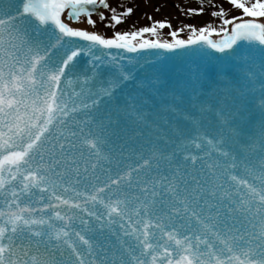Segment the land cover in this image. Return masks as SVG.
<instances>
[{"label": "snow or ice", "instance_id": "snow-or-ice-1", "mask_svg": "<svg viewBox=\"0 0 264 264\" xmlns=\"http://www.w3.org/2000/svg\"><path fill=\"white\" fill-rule=\"evenodd\" d=\"M227 3L162 39L75 26L123 23L109 0H0V264H264V0Z\"/></svg>", "mask_w": 264, "mask_h": 264}, {"label": "rangeland", "instance_id": "rangeland-1", "mask_svg": "<svg viewBox=\"0 0 264 264\" xmlns=\"http://www.w3.org/2000/svg\"><path fill=\"white\" fill-rule=\"evenodd\" d=\"M109 2L113 7L121 4L124 7H131L133 11L131 15L124 19L123 23L117 25L115 28L104 27V24L108 23V21H100L96 16H93L92 18L96 21V26L95 28L88 26L93 31L101 33L106 37L111 36L113 31H135L142 27L150 26L153 21H166L171 24L172 28H165L163 30H158V32L160 38L169 39V31L176 30L180 25L184 26L189 24L199 28L217 20V18H211L209 12L214 9L208 7L207 0H204V15L202 12L200 15L191 16L188 15L187 10L189 8L196 9L200 7L201 0H109ZM213 2L223 7L227 14L234 10L219 0H213ZM117 11H120V8H117ZM148 17H151V20H149ZM214 24L215 23L211 25L215 27ZM187 34V30H185L180 33V36L184 37L187 36Z\"/></svg>", "mask_w": 264, "mask_h": 264}, {"label": "water", "instance_id": "water-1", "mask_svg": "<svg viewBox=\"0 0 264 264\" xmlns=\"http://www.w3.org/2000/svg\"><path fill=\"white\" fill-rule=\"evenodd\" d=\"M105 152H108V149H105ZM113 157L118 160L121 164V166H126V165H132L133 167L135 166L136 163V157L135 155L131 154L130 152H123L121 155V149L117 146L115 148V151L112 153ZM105 167L111 168L113 172L116 170V164L115 163H109L105 162ZM102 179L104 178L103 175L101 177Z\"/></svg>", "mask_w": 264, "mask_h": 264}, {"label": "bare ground", "instance_id": "bare-ground-1", "mask_svg": "<svg viewBox=\"0 0 264 264\" xmlns=\"http://www.w3.org/2000/svg\"><path fill=\"white\" fill-rule=\"evenodd\" d=\"M204 15V11L202 13ZM232 15H239V13H231L229 16H232ZM218 24V20L217 22L215 23V26ZM75 26H78V27H81V28H84V29H87V30H90V31H93L85 22H81ZM179 28H183V26L180 25ZM180 38H186V36H180Z\"/></svg>", "mask_w": 264, "mask_h": 264}]
</instances>
